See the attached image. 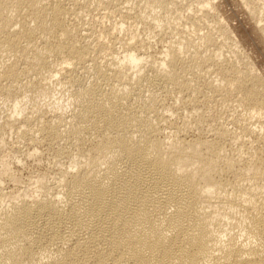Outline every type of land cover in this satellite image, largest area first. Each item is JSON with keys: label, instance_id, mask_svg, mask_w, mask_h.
<instances>
[{"label": "bare ground", "instance_id": "1", "mask_svg": "<svg viewBox=\"0 0 264 264\" xmlns=\"http://www.w3.org/2000/svg\"><path fill=\"white\" fill-rule=\"evenodd\" d=\"M214 2L0 0V184L55 156L0 190V264H264V73Z\"/></svg>", "mask_w": 264, "mask_h": 264}, {"label": "rangeland", "instance_id": "2", "mask_svg": "<svg viewBox=\"0 0 264 264\" xmlns=\"http://www.w3.org/2000/svg\"><path fill=\"white\" fill-rule=\"evenodd\" d=\"M231 1V2H230ZM217 2V3H215ZM215 4L217 5V7L219 8V14L224 18L225 20V23H227L228 26H230V30H233V32L235 33V38L236 40H239L241 44V49H244L247 50L244 51L245 54L248 56V60H250V62H252L255 66H256V69L261 73H264V66H262V64L264 65V50L261 49L260 51V46L259 44L256 42L257 40L254 38V36L252 37V34H249L250 31H251V24L252 23H249L250 21L248 20V17H247V13L245 11V9H243L244 7L241 6V2L240 0H215ZM221 3V5L219 4ZM238 5V6H236ZM220 6V7H219ZM95 14V15H94ZM223 14V15H222ZM244 14V15H243ZM91 16L96 19H99L98 16H101V13L100 12H93L91 13ZM246 18H245V17ZM244 18L245 20H242ZM243 22V23H242ZM248 22V23H247ZM250 24V25H249ZM232 25V26H231ZM236 27H234V26ZM247 28V29H246ZM242 30L241 32H245L246 33V38L248 40H245L244 42L241 40V37L237 34V32L239 33V31ZM246 30V31H245ZM249 31V32H248ZM252 33V32H251ZM248 34V36H247ZM238 35V36H237ZM251 35V36H250ZM249 37V38H248ZM255 39V40H254ZM150 42L153 41H156L155 38L154 39H149ZM247 42V43H246ZM256 42V43H255ZM245 43V44H244ZM249 43V45H248ZM248 47H247V46ZM259 47H258V46ZM162 45L157 43V44H154L153 46V49L151 51V53L153 54L154 57L158 58V56L160 55V52H161V47ZM243 46V47H242ZM254 47V48H253ZM253 49V50H251ZM255 51V52H254ZM251 56V57H250ZM255 57V58H254ZM251 58V59H250ZM263 58V59H262ZM262 66V68H260ZM260 69V70H259ZM3 106V104H0ZM1 106V107H2ZM5 105L3 106V108L0 109V112L1 111H4V109L7 107H5ZM6 110V109H5ZM5 112V113H4ZM2 113H0L1 116L5 115L7 113V111H4ZM3 114V115H2ZM4 139L11 143L13 141L12 138H10V135L9 134H5L4 135ZM9 138V139H8ZM9 140V141H8ZM11 140V141H10ZM40 143V144H39ZM36 144V149H37V152L38 155L41 154V152H45L43 153L42 155L47 158L44 157L43 158H40L42 155H39L38 158H35L34 159H31V158H26L25 159V153L27 152L28 148H23L21 146H17V148L15 147L14 145V149L20 153L19 157H20V161L21 163H17V162H14L12 160V167H10V171L7 175H5L3 178H2V181H1V184H0V190L3 191V195H14L16 193H18L17 190H20V189H24L26 188V190H28V193L29 194H33L34 193V184H33V181L32 180H35V177H39V176H43V175H47V183L48 184H53L54 183V175L52 174V171H53V165H54V153L50 152V149L47 148V145H45L44 143H41L39 142ZM8 147H6V150L5 152L3 153V155H7V149ZM22 148V149H21ZM45 148V149H43ZM48 150V151H47ZM25 152V153H23ZM53 155V159H52V156L50 155L49 157L47 155L49 154ZM23 154V155H22ZM22 155V156H21ZM23 157V158H22ZM42 160L40 162V159ZM24 161H23V160ZM47 159V160H46ZM52 159V160H51ZM27 160V161H26ZM23 161V163H22ZM38 162V163H37ZM16 163V164H15ZM48 163V164H47ZM53 163V165H52ZM15 164V165H14ZM17 165V166H16ZM19 165V166H18ZM21 165V166H20ZM50 165H52L51 167H49ZM47 167V168H45ZM28 168V169H27ZM52 168V169H51ZM16 170V171H15ZM21 170V171H20ZM11 171L13 172V174L11 173ZM33 172V173H32ZM15 173V174H14ZM50 176V177H49ZM16 178V180H15ZM13 179V180H12ZM12 182H11V181ZM20 180V181H19ZM8 181V182H6ZM15 181V182H14ZM26 183V184H25ZM15 184V185H14ZM2 188V189H1ZM1 191V192H2ZM33 192V193H32Z\"/></svg>", "mask_w": 264, "mask_h": 264}]
</instances>
